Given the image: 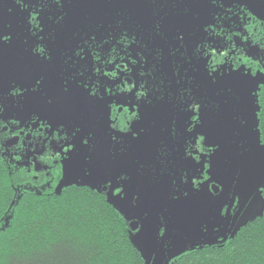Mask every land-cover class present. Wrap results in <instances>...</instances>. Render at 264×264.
<instances>
[{
	"label": "flooded vegetation",
	"instance_id": "1",
	"mask_svg": "<svg viewBox=\"0 0 264 264\" xmlns=\"http://www.w3.org/2000/svg\"><path fill=\"white\" fill-rule=\"evenodd\" d=\"M257 3L258 0H0V35L11 37L0 44L1 154L49 190L55 191L63 181L86 178L91 183L84 187L109 200L119 193L117 185L148 183L153 203L159 209L164 207L166 211L169 204L184 203L180 214L194 218L205 205L207 195L182 198L183 190L190 187L188 178L204 180L215 194L218 191L212 175L219 158L215 155L217 141L207 133L217 104L205 94L199 72L208 83L215 74L245 69L254 75L262 66L264 20L254 12ZM178 32L184 35L183 41L177 39ZM224 68L226 71H221ZM81 72L85 81L91 78L98 95L104 96L106 115L101 108L82 104L67 108L61 97L64 79L69 78L72 87L71 78L75 76L79 82ZM41 76L44 81L39 90H34ZM186 88L191 89L190 95ZM46 93L56 98L54 105H47ZM186 100L202 105L201 121L187 113L195 105L189 103L184 108ZM140 111L143 119L137 121L133 113L139 115ZM89 112L94 114L96 147L91 153L82 149L68 156L65 149L75 138L67 126L70 120ZM173 118L176 127L180 122L177 137L163 139L156 135L157 127L166 133L169 123L171 130ZM104 120L111 131L118 133L117 140L125 144L123 154L120 144L112 145ZM158 120L168 124L162 127ZM187 121L198 128H193L192 133L183 131ZM140 128H145L147 134L139 142L132 141ZM203 134L205 140L200 138ZM86 155H91L90 164L84 161ZM197 162L203 164V173L198 174ZM85 168L91 170V175L85 174ZM125 174L131 177L129 181L124 179ZM178 189L181 199L170 200L169 194ZM221 228L203 235L197 231L196 236L201 237L197 242L192 241L191 234L172 231L176 238L173 245L198 244Z\"/></svg>",
	"mask_w": 264,
	"mask_h": 264
},
{
	"label": "trees",
	"instance_id": "2",
	"mask_svg": "<svg viewBox=\"0 0 264 264\" xmlns=\"http://www.w3.org/2000/svg\"><path fill=\"white\" fill-rule=\"evenodd\" d=\"M264 145V86L258 91ZM263 198H264V192ZM0 264H145L128 221L103 195L35 183L0 152ZM169 264H264V213L224 244L196 246Z\"/></svg>",
	"mask_w": 264,
	"mask_h": 264
},
{
	"label": "rangeland",
	"instance_id": "3",
	"mask_svg": "<svg viewBox=\"0 0 264 264\" xmlns=\"http://www.w3.org/2000/svg\"><path fill=\"white\" fill-rule=\"evenodd\" d=\"M254 12L264 20V0H258ZM261 64L262 66L260 65L254 71V75L247 73L245 69H240L226 73L229 76L226 74L211 76L213 81H219L211 83L214 92L224 91L237 100L240 127L246 142L241 179L236 192V201L231 210L229 225L224 235L217 236L219 239L214 238L211 241L214 244L226 243L235 237L242 227L264 213L263 193L258 188V186H264V148H261L258 118L260 109L258 91L264 86V58L261 59ZM221 71H226V68ZM228 88L232 91L228 92ZM218 105L219 108H213L212 111L222 115L221 124H219V119H215L210 127L213 133L219 134V141L216 144L220 145V149L215 153L219 158L216 159L212 175L214 182L220 188V194L207 195L205 205L196 211L198 213L194 218H192L193 215L180 214V211L184 209V203L169 204L164 212V218H157L151 193L152 187L148 183L125 185L120 187L119 193L109 198L111 205L121 212L129 223L135 221L141 223L142 232H131V239L142 254L145 264H165L162 249L163 238L157 233L159 226L165 233L168 232L165 236V248L169 261H171L190 248L187 245H173L176 238L174 239L171 234L172 231L191 234L192 241L197 242L201 238L196 236L197 231L203 235L224 224L226 213L223 214V211L224 209L227 211L233 199L237 182L236 172L240 169L242 143L236 126V109L233 99L224 97ZM89 183L91 182L86 178L63 181L56 187V193H60L64 187L85 186ZM134 193L140 194L139 200L133 197ZM193 212L194 210L190 213Z\"/></svg>",
	"mask_w": 264,
	"mask_h": 264
},
{
	"label": "snow or ice",
	"instance_id": "4",
	"mask_svg": "<svg viewBox=\"0 0 264 264\" xmlns=\"http://www.w3.org/2000/svg\"><path fill=\"white\" fill-rule=\"evenodd\" d=\"M57 2L59 3L60 0H57ZM61 19H63V17H61ZM8 39H11V37L8 35H0V44H3V41L8 40ZM177 39L180 41H183L184 35L178 32ZM76 55H79V53H76ZM49 59L51 58L49 57ZM83 76H84L83 72L79 73V77H80L79 82H77V78L73 76L71 78L72 85H73L72 87L69 86V78L64 79L63 85L61 87V97L63 98L67 108L71 109L74 104H82V105L88 106L93 109L101 108L103 111V115H106L107 110L104 107V105L107 102L104 96L98 95V91L96 90L95 85L91 84V78H89L88 81H85L83 79ZM43 81H44L43 76L38 78L35 81L36 87L34 90H39ZM177 82L179 83V81ZM25 91H27V89H25ZM185 91H187L189 95L191 94L190 88H186ZM227 91L231 92L232 89L228 88ZM22 94L23 93H21V95ZM183 95L184 93L181 92L180 93L181 99H183ZM44 96L46 98V103L49 106H52L57 102L56 98L48 97L47 93ZM159 98L163 100L164 96H160ZM148 102L151 103V101H148ZM189 103L194 104L195 109L189 110L187 111V113H191L190 117L194 118L195 120L201 121L202 118H201V115H199V112L201 111L202 105L194 100H190V101L186 100L184 102V108H187V105ZM217 108H219V105H217ZM181 110H184V109H181ZM133 115L136 117L137 121H142L143 117H142L141 111L139 115H137L135 112L133 113ZM61 123H63V121H61ZM103 123L106 125V131H107V134L110 138L112 145L114 146L116 144H120L121 147L119 151L121 154H123L126 151V148H125V144H122L120 143L119 140H117L118 133H115L111 131V129L108 128L107 120H104ZM193 128L197 129L198 127L197 125H192L191 121H187L186 126L183 131L192 133ZM67 131L71 137L75 138L69 142V147L65 149V152L68 153V156H73L77 151L81 152L82 149H88L89 153L94 151L96 147V141H97V132H96V126L94 123L93 113L89 112L86 116H79L77 118L70 120V123L67 126ZM121 131H123V129H121ZM146 134H147V130L145 128H140L137 132V135L135 137H131V140L139 142L141 141L142 136ZM177 135H178V132H177V127H176V119L173 118L172 124H171L170 136L172 139H175ZM193 135H195V133H193ZM129 136H131L130 133H129ZM200 138L202 140H205L207 138L206 134L201 135ZM215 147L217 150L220 149L219 144H216ZM261 148H264V145H261ZM112 154L114 156L115 152L113 151ZM161 155H163V153H161ZM84 161L86 164H90L92 162L91 155H86L84 157ZM196 166L198 168V174L203 173L205 171L203 164L197 162ZM141 167H143V165H141ZM84 171L86 175H91V170L89 168H85ZM240 174H241L240 171L236 172L237 179H239ZM124 179L126 181H129L131 177L128 174H125ZM189 184H190V187H186L182 192V198L184 199H191V198L198 197L201 195H208V196L215 195V193L212 192L211 189L208 188V185L205 184L204 180L197 181V180H194L193 177H189L187 181V185ZM205 185H206V189L204 187ZM216 187L218 188V185H216ZM116 188L118 191L121 190L119 185H117ZM258 188L260 191L264 192V186H258ZM178 191L179 189L172 191L169 194V199L172 201H178L179 199H181V195L177 194ZM133 197L136 200H139L140 194L134 193ZM137 232H142V230L140 228H137ZM157 233L159 237L161 238H164L166 236V233L163 230H161L160 226H159Z\"/></svg>",
	"mask_w": 264,
	"mask_h": 264
},
{
	"label": "water",
	"instance_id": "5",
	"mask_svg": "<svg viewBox=\"0 0 264 264\" xmlns=\"http://www.w3.org/2000/svg\"><path fill=\"white\" fill-rule=\"evenodd\" d=\"M119 1V0H118ZM104 8H106L105 6H104ZM133 10V13H136L137 12V10H134V9H132ZM254 52H257V51H255L254 50ZM1 66H3V65H0V68H1ZM224 74H226L225 72H223V74L222 75H224ZM3 75H7V74H3ZM199 75H200V82L201 83H203V85H204V92H205V94L207 95V96H209V98L211 99V100H213V101H215L214 103L215 104H217L218 105V102L221 100V99H223L224 97H230V98H232L233 99V102H234V105H235V109H236V112H235V114H236V126H237V130H238V133H239V135H240V138H241V143H242V149H241V157H240V169H239V171H240V173L242 172V167H243V160H244V154H245V146H246V142H245V137H244V135H243V133H242V130H241V127H240V120H239V115H238V103H237V100L231 95V94H228V93H225L224 91H222V92H214L213 90H212V88H211V83L213 82V83H218L219 81L217 80V81H213L212 80V77H211V79H209V81H208V83H207V80H206V76H204L201 72H199ZM227 75V74H226ZM227 76H229V75H227ZM224 78H222V80H223ZM208 84V85H207ZM260 110V109H259ZM218 120L219 119V124H221V119H222V115L221 114H218V113H216V115L214 116V117H212L211 119H210V121L212 122V121H214V120ZM178 121H179V119H177ZM159 122H158V125H161L162 127H164V126H166L168 123H165V121H161V120H158ZM209 121V122H210ZM180 123V122H179ZM179 123L177 124V129L178 130H180L179 129ZM211 126V125H210ZM168 131H166V133H163L162 132V128L161 127H157L155 130H154V132L155 133H159V134H156V135H158V136H162V138L163 139H165V138H167V137H169V135H170V123L168 124ZM208 129V131L209 132H207V133H211L212 135L210 136L211 137V139L212 140H216V141H219V134L218 133H213V131L211 130V127H208L207 128ZM261 138V137H260ZM222 139V138H221ZM263 145V144H262ZM240 179H241V174H240V176H239V179H237V182H236V187H235V190H234V194H233V199H232V201H231V203H230V205L228 206V209H227V211H226V216H225V220H224V224H223V226H222V228L220 229V230H218V231H214V232H212V233H210L203 241H201V242H199L198 244H194V245H192V246H189L190 248H193V247H196V246H202L204 243H210V246H212V245H215L214 244V242H211L210 241V238L211 237H215V238H217V239H219L217 236H221V235H224L225 234V231H226V229L228 228V225H229V220H230V215H231V210H232V208H233V206H234V203H235V201H236V192H237V188H238V184H239V182H240ZM139 185H143V184H139ZM64 188H66V187H64ZM220 194V188H218V191H217V194L216 195H219ZM108 201V203H110L109 202V200H107ZM111 204V203H110ZM154 204V203H153ZM113 206V205H112ZM168 207V206H167ZM154 209H155V216L157 217V218H159V219H161V218H164V214H163V216H161L160 215V213L161 212H163L164 211V207H163V209H159L158 208V204L156 203V204H154ZM192 211V210H191ZM165 212V211H164ZM121 213V212H120ZM122 214V213H121ZM125 218V217H124ZM126 219V218H125ZM129 227H130V231L131 232H136L137 231V228H140L141 227V223L139 222V221H135V222H132V223H129ZM221 234V235H220ZM166 235H168V233H166ZM212 240V239H211ZM165 241H166V238L164 237L163 239H162V249H163V255H164V258H165V264H169L170 263V261H169V258H168V256H167V253H166V248H165ZM217 244H220V243H217ZM216 244V245H217ZM175 245V244H174ZM189 248V249H190Z\"/></svg>",
	"mask_w": 264,
	"mask_h": 264
}]
</instances>
